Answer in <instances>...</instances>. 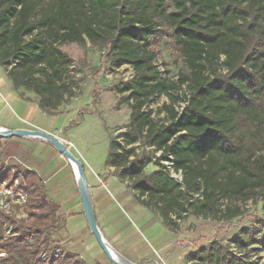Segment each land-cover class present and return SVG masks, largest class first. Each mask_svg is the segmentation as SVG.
Segmentation results:
<instances>
[{
	"label": "trees",
	"instance_id": "1",
	"mask_svg": "<svg viewBox=\"0 0 264 264\" xmlns=\"http://www.w3.org/2000/svg\"><path fill=\"white\" fill-rule=\"evenodd\" d=\"M163 36L183 63L176 79L156 64ZM87 42L132 70L117 88L128 124L110 138L106 166L141 206L177 231L186 216L230 221L242 203H264V0H0V66L45 112L80 92L73 59L58 46ZM158 95L168 99L160 119L149 108ZM2 147L0 137V156ZM12 169L27 202L22 218L0 210V264H86L59 248L64 215L41 177ZM255 243L264 248V218L186 260L257 264L246 251Z\"/></svg>",
	"mask_w": 264,
	"mask_h": 264
},
{
	"label": "rangeland",
	"instance_id": "2",
	"mask_svg": "<svg viewBox=\"0 0 264 264\" xmlns=\"http://www.w3.org/2000/svg\"><path fill=\"white\" fill-rule=\"evenodd\" d=\"M58 47L73 59L72 68L80 81V92L67 99L56 113H43V118L46 126L66 140L68 150L83 165L86 179L95 180L99 175L105 181L106 190L111 196L106 216L110 227L118 231L123 243L119 249L123 254L139 264H187L186 254L199 246L210 241L225 244L240 228H256L257 218H264V203L261 204V201L256 204L251 201L242 203L244 214L230 221L186 216L180 221V229L176 233L168 231L156 214L137 204L128 184L116 179L106 166L110 138L128 124L129 103H118L121 94L117 88L120 82L132 76L131 68L128 65L113 67L108 60L100 58L101 51L89 42L85 46L65 43ZM157 51L156 64L162 76L176 79L178 71L183 69V63L173 40L163 36L158 42ZM6 89L19 93L25 100L36 102L32 91L14 90L0 66V91ZM185 89V86H181L177 92L183 93ZM165 101L168 102L165 95H158L149 104L154 118H163L159 107ZM10 114H0V120L13 118ZM22 144L44 166L41 175L47 180L50 196L54 201L61 202L66 211L65 226L55 234L59 248L77 252L86 264H100L98 261L113 264L88 228L65 157L53 147L32 139L22 140ZM2 149L0 174L10 179L14 177L13 167L26 169L19 160L9 156L16 150L14 145L3 144ZM174 177L181 179L179 174ZM66 241L70 249H67ZM108 243L116 251L114 244ZM252 248L259 249L252 251ZM248 250L250 260L264 264V248L255 243Z\"/></svg>",
	"mask_w": 264,
	"mask_h": 264
},
{
	"label": "crops",
	"instance_id": "3",
	"mask_svg": "<svg viewBox=\"0 0 264 264\" xmlns=\"http://www.w3.org/2000/svg\"><path fill=\"white\" fill-rule=\"evenodd\" d=\"M61 107H62V105L52 112H45L39 108V106L37 105L36 102L28 101V100H25L24 98H21L13 90H8V89L2 90V91H0V114L5 115L7 113H11L10 115H13V118H9V119L4 118V119L0 120V128H6V129H10V130H15V129L40 130V131L49 133L53 136H56L61 141L66 142V140L61 135H59L55 131H53V129H51V127L46 126L45 119L43 118V115H44L43 113H45L47 115L48 114L52 115L54 112L56 113ZM27 139L35 140L41 144L48 145V147H53L54 149H56L53 145H51L49 142H47L44 139L29 137V136L1 137V142L3 144L14 145L16 150L13 151L9 156L15 160H19L26 169L34 170L41 177L43 184H44V187H45V190H46L48 196L52 199V197L50 196V193H49V188H47V184H48L47 180L44 179L41 175L42 171L44 170L43 169L44 166L38 160H36V156L33 154V152L30 149L26 148L22 144V140H27ZM58 153L60 154V152H58ZM66 161L68 162L67 159H66ZM68 165H69V169H70V175L73 178V182H74V185L76 187V193L79 197L77 184H76L75 177H74L75 174H74L73 168L69 162H68ZM107 168H108L109 172L112 173V168H110V167H107ZM112 175H113V173H112ZM114 177L117 179L116 176H114ZM85 179H86V177H85ZM86 182H87L89 190H90L91 202H92L93 211H94V215L96 218L97 226H98L102 236L104 237L105 240L110 242V244H114V246L116 248V252L119 253L128 262H131L134 264H139L137 261H132L131 259H129V257L127 255L123 254L119 249V247L123 246L122 240L118 236V233H117L118 231L113 230L110 227L111 225L108 222V218L106 216V208L108 206L107 204H108L109 199H111V196H110V194H108V192L106 190L105 181L98 175L95 177V180L89 181L86 179ZM79 199H80V197H79ZM57 203L60 205V212L64 215V219H65L64 223H66V211H64L61 202H60L61 204L59 202H57ZM80 203H81V201H80ZM136 203L139 204L137 201H136ZM82 212H83V210H82ZM159 219H160V217H159ZM160 221H161V219H160ZM161 223L168 231H170L172 233H176L180 229L179 228L177 231H171L163 224L162 221H161ZM65 245H66L67 249H70L69 243H67V241L65 242ZM75 253H77V252H75ZM187 255L188 254H186V256ZM79 257H80V255H79ZM98 262L100 264H104L101 261H98ZM186 262H187V264H189L187 260H186Z\"/></svg>",
	"mask_w": 264,
	"mask_h": 264
},
{
	"label": "water",
	"instance_id": "4",
	"mask_svg": "<svg viewBox=\"0 0 264 264\" xmlns=\"http://www.w3.org/2000/svg\"><path fill=\"white\" fill-rule=\"evenodd\" d=\"M3 131H0V137H8V136H29V137H35V138H41L49 142L51 145H53L58 152L62 156H64L70 165L73 168L75 178H76V184L77 189L81 201L82 210L88 225V228L92 232V234L95 236L96 241L98 242L100 248L108 258V260L113 264H134V263H121L116 260L112 254L113 248L108 244V242L104 239L102 236L96 222V218L93 211V206L91 202V195L90 190L88 187V184L85 179L84 171H83V165L80 163V161L75 158L71 154V152L68 150V148L65 145V142L61 141L56 136H53L49 133L40 131V130H30V129H15L10 130L6 128H1ZM75 164L76 167L73 166ZM78 177V178H77Z\"/></svg>",
	"mask_w": 264,
	"mask_h": 264
},
{
	"label": "built area",
	"instance_id": "5",
	"mask_svg": "<svg viewBox=\"0 0 264 264\" xmlns=\"http://www.w3.org/2000/svg\"><path fill=\"white\" fill-rule=\"evenodd\" d=\"M177 174L173 173L172 175ZM26 202V193L20 187V182L17 177H13L8 181L7 179L0 180V210L16 218H22L25 217L24 207ZM8 231H10V228H8Z\"/></svg>",
	"mask_w": 264,
	"mask_h": 264
},
{
	"label": "bare ground",
	"instance_id": "6",
	"mask_svg": "<svg viewBox=\"0 0 264 264\" xmlns=\"http://www.w3.org/2000/svg\"><path fill=\"white\" fill-rule=\"evenodd\" d=\"M0 131H3V129L0 128ZM73 166L76 167L75 164H73ZM77 178H78V177H77ZM75 181H76V178H75ZM112 254H113L114 258H115L116 260H118V262H121V263H131V262H128L125 258H123V257H122L119 253H117L114 249H113V251H112Z\"/></svg>",
	"mask_w": 264,
	"mask_h": 264
}]
</instances>
